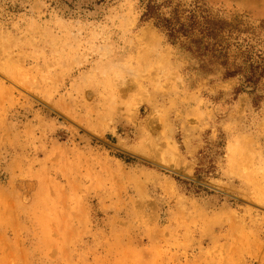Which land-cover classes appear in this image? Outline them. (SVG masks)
Instances as JSON below:
<instances>
[{
  "label": "rangeland",
  "instance_id": "obj_1",
  "mask_svg": "<svg viewBox=\"0 0 264 264\" xmlns=\"http://www.w3.org/2000/svg\"><path fill=\"white\" fill-rule=\"evenodd\" d=\"M0 264H264V0H0Z\"/></svg>",
  "mask_w": 264,
  "mask_h": 264
},
{
  "label": "trees",
  "instance_id": "obj_2",
  "mask_svg": "<svg viewBox=\"0 0 264 264\" xmlns=\"http://www.w3.org/2000/svg\"><path fill=\"white\" fill-rule=\"evenodd\" d=\"M153 2L151 1L147 6H146V10H147V14L146 16H152L153 15V11L155 10V5L152 4ZM172 34V33H171ZM172 36V35H171Z\"/></svg>",
  "mask_w": 264,
  "mask_h": 264
}]
</instances>
